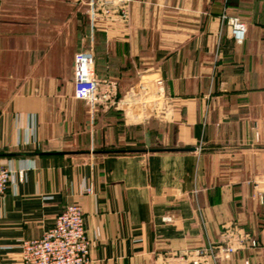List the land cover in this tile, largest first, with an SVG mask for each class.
Listing matches in <instances>:
<instances>
[{
  "label": "crops",
  "instance_id": "crops-1",
  "mask_svg": "<svg viewBox=\"0 0 264 264\" xmlns=\"http://www.w3.org/2000/svg\"><path fill=\"white\" fill-rule=\"evenodd\" d=\"M92 1L0 0V161L28 167L0 198V264L71 203L92 264H169L227 230L259 246L217 264H264V0H131L127 20ZM84 47L94 108L74 96Z\"/></svg>",
  "mask_w": 264,
  "mask_h": 264
},
{
  "label": "built area",
  "instance_id": "built-area-1",
  "mask_svg": "<svg viewBox=\"0 0 264 264\" xmlns=\"http://www.w3.org/2000/svg\"><path fill=\"white\" fill-rule=\"evenodd\" d=\"M130 2L131 0H93L91 15H95L96 7L99 6L104 20L113 15L127 20ZM227 24L230 34L237 41L245 40L247 26L243 20L230 16L227 17ZM157 82L162 84L163 80L159 79ZM74 96L86 101L91 108L109 97L107 92L99 94L95 54L90 47L80 50L74 57ZM27 170L28 167L16 168L12 162L0 161V198L7 193L10 184L25 180ZM85 190L91 192L89 187ZM260 198L263 200V197ZM164 219L172 221L171 216H165ZM94 241L95 237L91 238L86 230L84 209L80 204L71 203L57 215L54 224L44 231L42 237L21 240L18 248L22 264H92ZM258 246V240L248 233L227 230L222 245L209 243L192 251L176 254L169 264H217L220 259H229L240 249Z\"/></svg>",
  "mask_w": 264,
  "mask_h": 264
},
{
  "label": "rangeland",
  "instance_id": "rangeland-1",
  "mask_svg": "<svg viewBox=\"0 0 264 264\" xmlns=\"http://www.w3.org/2000/svg\"><path fill=\"white\" fill-rule=\"evenodd\" d=\"M83 49H85V47Z\"/></svg>",
  "mask_w": 264,
  "mask_h": 264
}]
</instances>
